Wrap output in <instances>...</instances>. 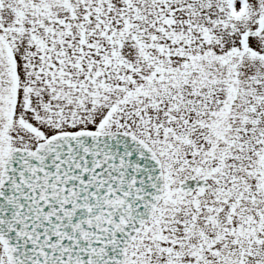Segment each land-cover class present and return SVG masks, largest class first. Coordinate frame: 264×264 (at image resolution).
<instances>
[{
    "label": "snow or ice",
    "instance_id": "6c2138e0",
    "mask_svg": "<svg viewBox=\"0 0 264 264\" xmlns=\"http://www.w3.org/2000/svg\"><path fill=\"white\" fill-rule=\"evenodd\" d=\"M0 264H264V0H0Z\"/></svg>",
    "mask_w": 264,
    "mask_h": 264
}]
</instances>
